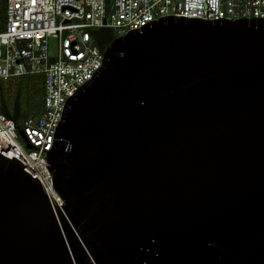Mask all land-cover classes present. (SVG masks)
I'll list each match as a JSON object with an SVG mask.
<instances>
[{
  "label": "water",
  "instance_id": "95a60500",
  "mask_svg": "<svg viewBox=\"0 0 264 264\" xmlns=\"http://www.w3.org/2000/svg\"><path fill=\"white\" fill-rule=\"evenodd\" d=\"M46 160L62 205L0 152V264H264V20L115 37Z\"/></svg>",
  "mask_w": 264,
  "mask_h": 264
},
{
  "label": "built area",
  "instance_id": "2783aa9c",
  "mask_svg": "<svg viewBox=\"0 0 264 264\" xmlns=\"http://www.w3.org/2000/svg\"><path fill=\"white\" fill-rule=\"evenodd\" d=\"M0 80L36 74L41 78V110L15 121L5 111L0 88V152L17 158L53 200L63 201L47 165L68 100L103 65L104 51L94 31L115 36L141 30L165 17L204 20H264V0H0ZM54 48L50 49L49 39ZM30 145V146H28Z\"/></svg>",
  "mask_w": 264,
  "mask_h": 264
},
{
  "label": "trees",
  "instance_id": "16d2710c",
  "mask_svg": "<svg viewBox=\"0 0 264 264\" xmlns=\"http://www.w3.org/2000/svg\"><path fill=\"white\" fill-rule=\"evenodd\" d=\"M96 44L104 51L111 41L116 37L113 30L109 28H99L94 31ZM24 76V75H23ZM41 78L37 77L36 83L31 87V92L25 97L24 107L20 106L18 100L15 101L12 109L8 108L7 105V89L0 83L2 94L5 102L6 113L13 118L15 121H21L28 115H34L41 110V99H42V86L40 85ZM21 90L18 91L20 94Z\"/></svg>",
  "mask_w": 264,
  "mask_h": 264
},
{
  "label": "rangeland",
  "instance_id": "374dc122",
  "mask_svg": "<svg viewBox=\"0 0 264 264\" xmlns=\"http://www.w3.org/2000/svg\"><path fill=\"white\" fill-rule=\"evenodd\" d=\"M1 14L2 11H0V15ZM54 45L55 43L53 38H50L49 39L50 49H53ZM37 77L38 75L36 74H28L24 76H14L8 80H0L2 86L7 89L6 100L9 109L13 108L16 100L19 101L21 107H24L25 97L28 94H30L31 87L36 83ZM40 85L42 86L41 82ZM19 90H21L20 94L18 93Z\"/></svg>",
  "mask_w": 264,
  "mask_h": 264
}]
</instances>
